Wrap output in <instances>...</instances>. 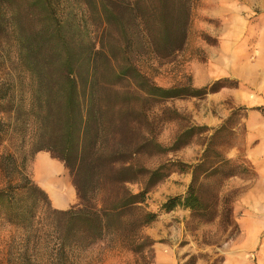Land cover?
<instances>
[{
    "label": "trees",
    "instance_id": "trees-1",
    "mask_svg": "<svg viewBox=\"0 0 264 264\" xmlns=\"http://www.w3.org/2000/svg\"><path fill=\"white\" fill-rule=\"evenodd\" d=\"M192 5L193 0H0L6 59L0 66L17 69L0 79V173L6 181L0 214L27 222L31 204L51 203L27 172L31 156L46 150L63 162L79 199L62 211L66 230L75 235L72 245L107 237L133 252L150 248L153 241L142 229L157 213L143 206L165 166L150 170L132 162L144 143L153 142L140 134L137 121L145 110L133 99L203 95L208 88L158 86L138 58L165 59L181 50ZM225 124L210 135L197 163L181 167L191 173L186 192L167 197L160 210L180 207L204 223L218 218L224 230L235 226L231 204L237 192L221 194L222 182L254 171L244 158H227L219 150ZM193 131L178 133L169 149L185 145ZM138 181L142 186L134 193L128 184Z\"/></svg>",
    "mask_w": 264,
    "mask_h": 264
},
{
    "label": "rangeland",
    "instance_id": "rangeland-1",
    "mask_svg": "<svg viewBox=\"0 0 264 264\" xmlns=\"http://www.w3.org/2000/svg\"><path fill=\"white\" fill-rule=\"evenodd\" d=\"M147 56L138 64L158 86L208 88L203 95L133 99L145 110L137 121L140 134L153 142L144 143L132 162L150 170L165 166L143 206L157 213L142 229L153 241L150 248L133 252L107 237L74 246L66 209L39 200L31 204L27 222L0 214V264H264V0H193L182 49L165 59ZM5 60L0 50V64ZM7 71L17 74L1 65L0 79ZM126 85L121 83L122 89ZM223 124L219 150L227 158H244L254 171L222 182L221 194L237 192L231 204L235 226L224 230L218 218L204 223L180 207L160 210L167 197L186 192L191 173L181 167L199 161L208 138ZM188 128L195 131L186 144L170 150ZM41 155L61 187L76 192L63 162L46 150L27 162L32 179L40 186L36 161ZM5 182L0 173V187ZM141 186L140 181L128 184L134 193ZM78 201L76 194L73 205Z\"/></svg>",
    "mask_w": 264,
    "mask_h": 264
},
{
    "label": "crops",
    "instance_id": "crops-1",
    "mask_svg": "<svg viewBox=\"0 0 264 264\" xmlns=\"http://www.w3.org/2000/svg\"><path fill=\"white\" fill-rule=\"evenodd\" d=\"M41 157H44L43 155L37 157V165H39V159ZM46 160V159H45ZM46 163V162H45ZM47 164V163H46ZM51 165H56L55 162H51ZM41 165V164H40ZM48 166V165H47ZM46 166V168H47ZM57 167V165H56ZM40 186L42 187V189H44L48 195L49 198L51 199V203L53 205V207H55L56 209H67L69 208L71 205H73V203L76 200V192L74 190H72L71 188H65L63 189L61 187V181L59 180L58 176H56V174H54L53 172L49 171L48 174L46 175H42V177H40ZM52 191L54 192L55 195H53ZM55 197H60L62 199V205H59L55 202Z\"/></svg>",
    "mask_w": 264,
    "mask_h": 264
},
{
    "label": "bare ground",
    "instance_id": "bare-ground-1",
    "mask_svg": "<svg viewBox=\"0 0 264 264\" xmlns=\"http://www.w3.org/2000/svg\"><path fill=\"white\" fill-rule=\"evenodd\" d=\"M45 157H41L40 159H39V165L37 166V170L39 171V172H42L41 173V177H42V175H46V174H48L49 173V169L48 168H46V166H47V164L45 163ZM41 164V165H40ZM52 193H53V195H55L54 194V192L52 191ZM62 199L59 197H55V202L57 203V204H59V205H62Z\"/></svg>",
    "mask_w": 264,
    "mask_h": 264
}]
</instances>
